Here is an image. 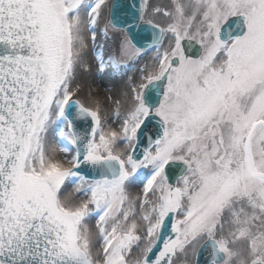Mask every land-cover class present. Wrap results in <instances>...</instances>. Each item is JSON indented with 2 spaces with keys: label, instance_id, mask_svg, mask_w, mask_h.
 I'll use <instances>...</instances> for the list:
<instances>
[{
  "label": "snow or ice",
  "instance_id": "1",
  "mask_svg": "<svg viewBox=\"0 0 264 264\" xmlns=\"http://www.w3.org/2000/svg\"><path fill=\"white\" fill-rule=\"evenodd\" d=\"M0 264H264V0H0Z\"/></svg>",
  "mask_w": 264,
  "mask_h": 264
},
{
  "label": "rangeland",
  "instance_id": "2",
  "mask_svg": "<svg viewBox=\"0 0 264 264\" xmlns=\"http://www.w3.org/2000/svg\"><path fill=\"white\" fill-rule=\"evenodd\" d=\"M97 84L99 85V87L101 88V90H106L108 88H113V87H119L118 84H115V83H111L107 80H104V81H97Z\"/></svg>",
  "mask_w": 264,
  "mask_h": 264
}]
</instances>
